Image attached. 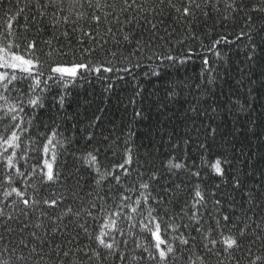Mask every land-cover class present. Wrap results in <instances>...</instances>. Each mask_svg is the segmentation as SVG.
<instances>
[{
  "label": "snow or ice",
  "instance_id": "6c2138e0",
  "mask_svg": "<svg viewBox=\"0 0 264 264\" xmlns=\"http://www.w3.org/2000/svg\"><path fill=\"white\" fill-rule=\"evenodd\" d=\"M257 85L264 0H0V264H264Z\"/></svg>",
  "mask_w": 264,
  "mask_h": 264
},
{
  "label": "trees",
  "instance_id": "16d2710c",
  "mask_svg": "<svg viewBox=\"0 0 264 264\" xmlns=\"http://www.w3.org/2000/svg\"><path fill=\"white\" fill-rule=\"evenodd\" d=\"M262 21L257 20V25H259ZM209 26H211L212 21H209ZM217 31H219V29H217ZM227 31H239L238 27H233L232 25H229V28L227 29ZM198 35H201L202 38L203 37V28H201L200 30H198ZM204 42L207 43V39L204 38ZM196 46V45H193ZM223 51L228 52L230 58H231V62L233 65V77L234 78H238V73L235 70V64L239 62V59L241 58V56H238L236 53V46H232L231 49L226 48L225 46L221 45L219 46ZM200 71V61L198 59L190 62L187 66V72L189 75L195 76L198 72ZM258 75V74H257ZM254 79H256L257 77H253ZM89 86H85V88H88ZM145 87V94H147V92H151L153 91V87L152 85H144ZM227 87V86H225ZM255 88V90L252 93L251 97H248L249 100L253 101L252 103V107L254 108V110L251 112V115L255 118L257 116H260L261 119L257 121L258 124H262L264 125V87L261 86H253ZM219 91V90H218ZM86 96H88L89 98H92L93 96H99L100 95V90L99 87H96L95 89H89V92L85 93ZM132 95V90L130 86H126L121 84L115 93L112 94L111 99L107 102V110L109 114H115L116 118L119 117V112H117V109L119 108L121 111L123 110V105L127 104L129 101V98ZM97 103H99V101H96ZM184 107H187V105H184ZM177 108H179V106H177ZM128 116H131V108L128 109ZM150 117L152 119L156 118V113L153 111L151 113H149ZM246 121V116L245 114H241V119L239 121H237L235 124L233 123V121L230 118L225 117L224 118V123L221 124V130L228 132L231 131L233 127H242L244 125ZM209 121L206 119L205 123H208ZM148 121L145 122V124H147ZM217 123H220V121L218 120ZM249 127H252V125H248ZM169 130H171V125L168 126ZM179 131H183V125H180ZM204 137L201 136L200 139H203ZM166 139V138H165ZM229 140H231V137H228ZM243 139V138H242ZM253 146L255 145V140L252 141ZM227 149L228 152H231V145L230 144H226L224 142L221 141L220 137H217L216 143L213 146V152L216 151H223ZM105 163H115V161L112 160H106Z\"/></svg>",
  "mask_w": 264,
  "mask_h": 264
}]
</instances>
